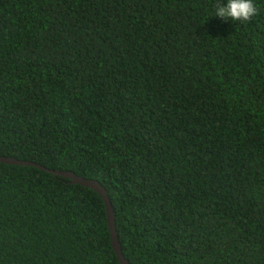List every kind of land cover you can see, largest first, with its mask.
I'll list each match as a JSON object with an SVG mask.
<instances>
[{
	"label": "trees",
	"instance_id": "1",
	"mask_svg": "<svg viewBox=\"0 0 264 264\" xmlns=\"http://www.w3.org/2000/svg\"><path fill=\"white\" fill-rule=\"evenodd\" d=\"M0 0V156L100 183L129 264H264V0ZM0 264H119L103 201L0 163Z\"/></svg>",
	"mask_w": 264,
	"mask_h": 264
},
{
	"label": "water",
	"instance_id": "2",
	"mask_svg": "<svg viewBox=\"0 0 264 264\" xmlns=\"http://www.w3.org/2000/svg\"><path fill=\"white\" fill-rule=\"evenodd\" d=\"M0 163L7 164V165H15V166L34 167L39 170L50 173L53 176H59L63 179H68L70 184L79 185L81 187L93 190L96 194L99 195V197L101 198L105 206L107 227H108V231L110 234V242H111V246L114 251V254L119 264H129V262L125 259L121 251V247L119 244L118 235L116 231L114 212H113V208H112L111 202L108 197V193L105 190V188L102 185H100V183L94 180H88V179L82 178L69 171H59V170L52 171V170L46 169L45 167L39 164H35L29 161H21L15 158L0 156Z\"/></svg>",
	"mask_w": 264,
	"mask_h": 264
},
{
	"label": "clouds",
	"instance_id": "3",
	"mask_svg": "<svg viewBox=\"0 0 264 264\" xmlns=\"http://www.w3.org/2000/svg\"><path fill=\"white\" fill-rule=\"evenodd\" d=\"M258 12L253 0H227V3H217L215 17L223 20L248 22Z\"/></svg>",
	"mask_w": 264,
	"mask_h": 264
}]
</instances>
